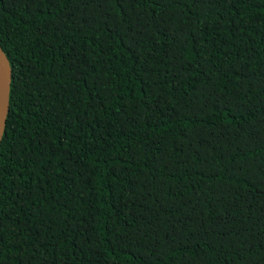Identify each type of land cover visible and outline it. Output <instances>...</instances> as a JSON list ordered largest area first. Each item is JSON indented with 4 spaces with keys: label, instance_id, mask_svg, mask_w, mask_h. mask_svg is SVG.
I'll return each instance as SVG.
<instances>
[{
    "label": "trees",
    "instance_id": "obj_1",
    "mask_svg": "<svg viewBox=\"0 0 264 264\" xmlns=\"http://www.w3.org/2000/svg\"><path fill=\"white\" fill-rule=\"evenodd\" d=\"M0 45V264H264V0H0Z\"/></svg>",
    "mask_w": 264,
    "mask_h": 264
},
{
    "label": "water",
    "instance_id": "obj_2",
    "mask_svg": "<svg viewBox=\"0 0 264 264\" xmlns=\"http://www.w3.org/2000/svg\"><path fill=\"white\" fill-rule=\"evenodd\" d=\"M11 73L12 70L9 59L0 45V142L4 133L9 110Z\"/></svg>",
    "mask_w": 264,
    "mask_h": 264
}]
</instances>
